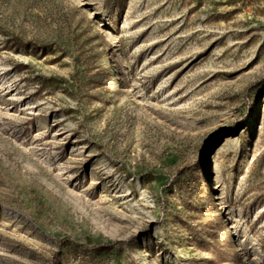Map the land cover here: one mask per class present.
<instances>
[{
    "label": "rangeland",
    "instance_id": "obj_1",
    "mask_svg": "<svg viewBox=\"0 0 264 264\" xmlns=\"http://www.w3.org/2000/svg\"><path fill=\"white\" fill-rule=\"evenodd\" d=\"M0 264H264V0H0Z\"/></svg>",
    "mask_w": 264,
    "mask_h": 264
},
{
    "label": "bare ground",
    "instance_id": "obj_2",
    "mask_svg": "<svg viewBox=\"0 0 264 264\" xmlns=\"http://www.w3.org/2000/svg\"><path fill=\"white\" fill-rule=\"evenodd\" d=\"M115 80H116L115 77H112V78H111V82H114ZM121 88H124V89L122 90L121 94H125V93H128V92L130 91L129 88H128L127 86H123V87H121Z\"/></svg>",
    "mask_w": 264,
    "mask_h": 264
}]
</instances>
